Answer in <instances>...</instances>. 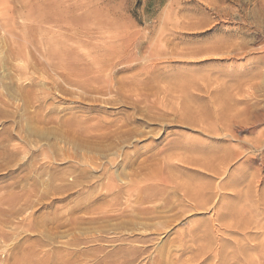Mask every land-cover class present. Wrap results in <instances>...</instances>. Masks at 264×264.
Listing matches in <instances>:
<instances>
[{
	"label": "rangeland",
	"instance_id": "1",
	"mask_svg": "<svg viewBox=\"0 0 264 264\" xmlns=\"http://www.w3.org/2000/svg\"><path fill=\"white\" fill-rule=\"evenodd\" d=\"M258 63L259 74L246 75ZM99 73L107 83L90 81ZM236 78L260 81L264 92V0H0V264H233L222 257L235 244L217 240L228 232L209 227L208 238H192L214 209L190 211L169 187L135 200L147 178L131 163L135 150L142 159L176 132L192 147L210 137L179 127L173 113L148 119L144 103L126 108L115 90H149L169 109L185 82L211 94L212 108ZM96 108L107 113L83 123ZM121 109L135 123L131 138L112 133ZM84 129L113 136L86 141L77 136Z\"/></svg>",
	"mask_w": 264,
	"mask_h": 264
},
{
	"label": "bare ground",
	"instance_id": "2",
	"mask_svg": "<svg viewBox=\"0 0 264 264\" xmlns=\"http://www.w3.org/2000/svg\"><path fill=\"white\" fill-rule=\"evenodd\" d=\"M109 64L103 61L98 71L103 72ZM259 64H256L253 70L246 75L253 78L257 76L261 68ZM176 78L182 82L183 77ZM253 78L245 81L234 79L231 93L214 95L216 105L212 108H207L204 105L205 102L212 101L211 94L206 98L200 93L194 92L198 89L195 84H186L185 82L174 87L176 90L174 89L170 96L173 107L169 109L161 107L163 101L152 100L153 93L149 90H136L135 88L132 92L126 93L132 88L126 89L124 84H119L115 90L122 102L125 103L126 108L144 103L147 109L145 110L147 114L145 112L144 116L149 114L150 116L147 118L153 119L170 117L169 115L173 113L174 121L179 123V127L183 124H193L198 133L210 137L211 142L197 141L196 145L192 147L187 144L181 145V136L176 132L175 139L166 143H157L152 149L148 148L147 154L142 156V159H138L142 152L138 149L135 150L133 160L129 157L132 160L131 163H134L141 171L147 172L145 173L147 178L142 180L141 183H144L142 186L139 185V194L135 200L139 205L153 201L158 199L169 187L178 194L181 192L180 202L188 204L190 211L206 212V210L214 209V215L210 221H201L198 223V227L194 231L192 230L198 234L197 236L193 235L192 238L193 240L208 238L206 230L209 227H213L216 232H228L229 238L220 237L217 240L223 247L235 244L236 252L226 253L222 257L224 260L235 259L233 264H264V92L263 84L261 85L260 81L254 82ZM178 80L175 81L179 82ZM90 81L98 84L108 82L107 78L101 74L93 76ZM109 83H113V80ZM75 84L92 92L103 88L101 86V88L99 86L91 88L89 81H80ZM178 91L182 94H174ZM170 98H166L167 102L170 101ZM87 111L91 114L84 116L87 117L82 119L83 123L86 119L93 118L92 115L95 113L105 112L100 108ZM192 111L197 113L195 119L192 118L194 116ZM189 112L192 117L189 115L187 117ZM119 113L122 116L114 124L112 133L129 136L136 127L131 120V113L127 109H121ZM47 120H50V117ZM106 124L113 125L109 122ZM241 130H247L249 135L240 136L238 132ZM79 132L77 134L80 135L77 136L86 138V141L113 136L109 134V131L108 134L101 135L99 132V134L87 133L88 131L86 132L85 129L79 130ZM77 136L75 135V137ZM218 139L221 142H216ZM231 141H235V143ZM190 148L192 151L187 152ZM235 160H240L241 164L231 170V163ZM231 171L234 173L233 177L226 178ZM83 172H87V168H84ZM119 173L121 174V172H116V174ZM181 178H183L182 181ZM140 211L147 216L151 212L145 208ZM215 225L218 227L216 228Z\"/></svg>",
	"mask_w": 264,
	"mask_h": 264
}]
</instances>
